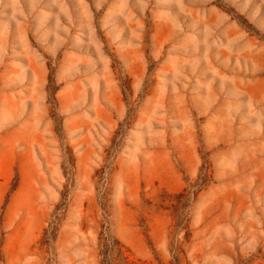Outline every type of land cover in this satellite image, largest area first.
Returning a JSON list of instances; mask_svg holds the SVG:
<instances>
[{"label":"rangeland","instance_id":"obj_1","mask_svg":"<svg viewBox=\"0 0 264 264\" xmlns=\"http://www.w3.org/2000/svg\"><path fill=\"white\" fill-rule=\"evenodd\" d=\"M0 264H264V0H0Z\"/></svg>","mask_w":264,"mask_h":264}]
</instances>
